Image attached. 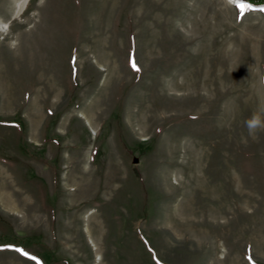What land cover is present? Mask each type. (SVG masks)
I'll list each match as a JSON object with an SVG mask.
<instances>
[{"label": "rangeland", "instance_id": "obj_1", "mask_svg": "<svg viewBox=\"0 0 264 264\" xmlns=\"http://www.w3.org/2000/svg\"><path fill=\"white\" fill-rule=\"evenodd\" d=\"M253 115L264 10L0 0V264H264Z\"/></svg>", "mask_w": 264, "mask_h": 264}, {"label": "trees", "instance_id": "obj_2", "mask_svg": "<svg viewBox=\"0 0 264 264\" xmlns=\"http://www.w3.org/2000/svg\"><path fill=\"white\" fill-rule=\"evenodd\" d=\"M242 3L244 6L243 12H249L250 10H263L264 9V0H237ZM238 13L242 12L241 7L238 5L235 6ZM45 256H42V260L45 261ZM47 264V263H46Z\"/></svg>", "mask_w": 264, "mask_h": 264}, {"label": "clouds", "instance_id": "obj_3", "mask_svg": "<svg viewBox=\"0 0 264 264\" xmlns=\"http://www.w3.org/2000/svg\"><path fill=\"white\" fill-rule=\"evenodd\" d=\"M246 127L249 135H255L256 132L264 128V120L259 115H253L247 122Z\"/></svg>", "mask_w": 264, "mask_h": 264}, {"label": "snow or ice", "instance_id": "obj_4", "mask_svg": "<svg viewBox=\"0 0 264 264\" xmlns=\"http://www.w3.org/2000/svg\"><path fill=\"white\" fill-rule=\"evenodd\" d=\"M132 67H133L134 70L139 71V68H138V66L136 65V63L134 61L132 62ZM17 251H20L21 254L24 255V256H28V253L24 252L23 250H17ZM33 259H34V257H33Z\"/></svg>", "mask_w": 264, "mask_h": 264}, {"label": "bare ground", "instance_id": "obj_5", "mask_svg": "<svg viewBox=\"0 0 264 264\" xmlns=\"http://www.w3.org/2000/svg\"><path fill=\"white\" fill-rule=\"evenodd\" d=\"M228 3H230V4H236L237 3V1L236 0H226ZM3 170V169H2ZM1 171V170H0ZM1 173H3L2 171H1ZM4 174H6V173H4ZM3 177V176H2ZM5 178V177H4ZM7 178V177H6ZM4 180V179H3ZM11 182H13V181H11ZM8 185V184H7ZM11 185V184H10ZM9 185V186H10ZM9 186H7V187H9ZM11 187V186H10ZM15 189V188H14ZM3 190V189H2ZM16 191H18V190H16ZM18 193V192H17ZM18 194H20V193H18ZM9 198V197H8ZM3 199H5V198H3ZM2 200V199H1ZM3 202H5V201H3ZM7 203V202H6ZM12 204V203H11ZM12 208V207H11Z\"/></svg>", "mask_w": 264, "mask_h": 264}]
</instances>
